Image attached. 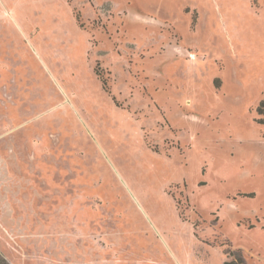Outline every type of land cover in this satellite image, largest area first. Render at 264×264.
<instances>
[{"label":"rangeland","instance_id":"rangeland-1","mask_svg":"<svg viewBox=\"0 0 264 264\" xmlns=\"http://www.w3.org/2000/svg\"><path fill=\"white\" fill-rule=\"evenodd\" d=\"M263 100L264 0H0V264H264Z\"/></svg>","mask_w":264,"mask_h":264},{"label":"trees","instance_id":"trees-1","mask_svg":"<svg viewBox=\"0 0 264 264\" xmlns=\"http://www.w3.org/2000/svg\"><path fill=\"white\" fill-rule=\"evenodd\" d=\"M258 111H264V100L261 101V103L259 104ZM238 261L240 263H243V260L240 257L238 258ZM224 264H233V263H224Z\"/></svg>","mask_w":264,"mask_h":264}]
</instances>
